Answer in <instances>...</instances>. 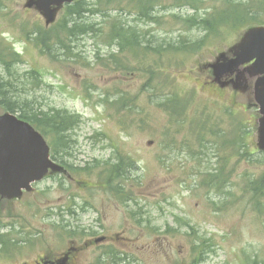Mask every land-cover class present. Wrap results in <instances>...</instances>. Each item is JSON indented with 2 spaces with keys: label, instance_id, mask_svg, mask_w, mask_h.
<instances>
[{
  "label": "rangeland",
  "instance_id": "374dc122",
  "mask_svg": "<svg viewBox=\"0 0 264 264\" xmlns=\"http://www.w3.org/2000/svg\"><path fill=\"white\" fill-rule=\"evenodd\" d=\"M104 1L87 0L91 5H84L82 14L89 23L93 22L96 32L78 36L72 53L52 59L34 41L35 28L48 27L44 13L32 0H0V62H10L6 55L11 50L17 52L22 61L12 65L14 75L5 80L8 99L34 108L67 109L81 116V124L71 132L73 145L69 144L68 149L64 145L60 147L68 150L70 156L80 151L81 181L89 182L95 177L102 180L113 175L114 182L110 185L114 194L138 198L135 212L146 220L143 242H153L156 237L161 241L159 249L147 250L141 264H167L170 259L181 262L187 258L196 259L198 264H252L253 260L264 263V182L254 185L258 187L255 199L252 193H246V181L239 182L240 174L247 177L264 171V153L256 158V164L252 162L254 158L247 157L232 164L235 169L232 172L238 176L225 188L226 193L203 188L198 182L202 171L205 173L207 166H218V160L224 165L225 149L207 148L196 154L195 134L185 129L177 131L173 140L167 138V126H180L172 123L168 109L158 107L161 99L157 94L147 96L151 90L165 92L169 78L175 75L178 84L175 89L181 90L182 96L176 92V104L170 108L179 123L188 122L192 115L194 120L222 117L218 110L225 101L231 105L230 96L223 98L214 87L203 84L206 79L203 66L217 61L221 52L228 54L254 24L234 30L235 21L244 20L243 24L254 16L264 20V0H119L115 5L125 3L123 11L117 9L120 4L115 8ZM64 7L57 8L54 20H59ZM194 17L196 23L189 25L188 20ZM118 20L137 28L140 34L150 29L145 37L148 45L160 43L162 39L178 42L183 34L193 42L200 41L191 46H200L189 53L187 63H172V59L165 57L159 68L158 61L146 53L127 51L115 55L122 59L118 64H112L110 58L105 65V55L111 48L108 34ZM175 64L180 66L176 68ZM145 66H154L155 74L146 76ZM163 66L167 68L165 71H161ZM2 69L0 78H3ZM30 69L39 73L38 81L27 73ZM193 90V98H187L192 96L190 91ZM115 91L112 96L111 92ZM108 100L118 103L111 104ZM184 102H188L186 109ZM236 103L245 120L257 121L256 132L250 140L255 145L259 114L253 81L247 75L238 81ZM6 104H0V114L7 112ZM204 105L213 109L207 117L202 116V112H194L197 108L206 109ZM234 119L241 121L239 115ZM221 125H224L223 120ZM186 139L191 149H179ZM174 141L175 149L165 150V146L169 147ZM113 153L122 168L121 176L115 177L120 172L114 171V163H110L113 172L107 171L106 159L113 157ZM186 166H189L188 171ZM181 179L187 180V185L182 186ZM44 182L39 183L40 188L44 187ZM84 185L69 180L64 194L84 193L80 191V186ZM61 188L49 183L39 195L32 191L27 195L24 192L19 200L0 198V236L7 240V247H17L13 248L17 251L11 257L9 253L0 258V264H16L17 260L33 262L48 250L53 233L58 239L59 220L57 227H50L45 211L48 200H56L54 197L62 193ZM122 211L116 210L115 217H120ZM176 216L183 219L177 220ZM135 234L129 236L134 238ZM3 247L0 243V248ZM51 249L59 251L58 242Z\"/></svg>",
  "mask_w": 264,
  "mask_h": 264
},
{
  "label": "flooded vegetation",
  "instance_id": "af4514ba",
  "mask_svg": "<svg viewBox=\"0 0 264 264\" xmlns=\"http://www.w3.org/2000/svg\"><path fill=\"white\" fill-rule=\"evenodd\" d=\"M172 47L173 45L169 47L168 58L172 53ZM203 67L211 71L209 64ZM231 78L233 76L228 79ZM79 154L80 151L70 157L64 155L53 158L54 161L62 165V168L50 169L44 180V187L49 183L62 187V193L54 197L56 200H48L45 211L50 227H57L59 220L58 239L53 233L51 242L48 243V250L44 251L38 259L33 262L17 260L16 264H141L145 260L147 250H156L161 245V241L157 237L153 242H143L146 233V220L138 212H135L139 200L134 196L114 194V188L110 185L114 182L113 175L102 180L95 177L89 182L80 180L82 159L78 157ZM112 155L113 157L110 156L109 159H106L109 167L107 171L111 172L113 170L110 163H114L113 166L119 164L115 154ZM74 175H78V177L74 178ZM121 175L122 173L118 176ZM69 180L84 183V186H80V191L84 193L64 194L68 190L66 186H68ZM44 187L40 188L39 184H36L32 191L39 195ZM32 191H26L25 195ZM116 210H123L120 217H115ZM6 226L13 229L11 225ZM132 233H136L134 238L129 236ZM56 242L60 246L59 251L51 249V246ZM0 243L4 244V247L0 248V253L5 252L0 258L9 253H11L9 254L11 257L12 253L17 251V249H13L17 248L16 246L9 248L5 243ZM7 262H10L9 259ZM174 264H178V262ZM181 264L191 263L182 262Z\"/></svg>",
  "mask_w": 264,
  "mask_h": 264
},
{
  "label": "trees",
  "instance_id": "16d2710c",
  "mask_svg": "<svg viewBox=\"0 0 264 264\" xmlns=\"http://www.w3.org/2000/svg\"><path fill=\"white\" fill-rule=\"evenodd\" d=\"M119 0H105L104 2L108 3L109 6H114L116 2ZM190 1V0H185ZM120 4V3H117ZM116 4V5H117ZM84 5L90 6L91 3H88L87 0H76L73 3L66 4L65 8L63 9V14L56 21L49 27H45L40 25L39 27L35 28V36L34 41L36 44L41 48L42 52L47 54L48 56L52 57V59H57L64 53H72L76 47L74 45V41L78 36L85 35L91 31L96 32L95 26L92 23H89L90 20L85 17L82 13L84 10ZM116 5L114 6L116 8ZM124 5L120 4L117 9L123 11ZM139 20V19H138ZM252 21L255 22H264V20H259L256 16L252 17ZM247 20V21H249ZM134 21H137L135 19ZM246 22V21H245ZM113 30L108 34L110 39L108 46H111V42L117 43L120 47V51H132L135 53H144L142 50V46H145L148 51L150 50H157V48L151 47L152 45H148V40L145 39L147 35V31L141 32V34L137 31L138 29L123 23L121 20L114 22ZM28 35V31L26 32ZM33 38H30L32 40ZM163 45V58L165 57V42L162 43ZM175 49L178 50L179 46H175ZM118 54L117 52L107 53L105 55V65L107 64L108 60L111 58V63L118 64L122 61L121 58H117L115 55ZM7 58H10V62L1 63L0 68L2 69L3 78H0V104L3 105L5 102L6 108L10 112L19 113V117L25 120L30 121L37 129H39L49 140L51 146L55 149V154L60 155L62 154L59 151L60 146L64 145V147H69L73 145L71 141L73 140L72 136L69 134L76 126L80 125L82 118L79 114L72 113L67 109H57V108H50L44 109L43 106H37L41 108H34L29 104H20L17 101H12L8 99V90L6 89V79H11L14 75V71L12 70V65L21 63L20 55L15 51H9L6 55ZM99 57V54H97ZM135 69H140L139 67H134ZM134 69V70H135ZM146 69V68H145ZM132 71V70H129ZM148 75L155 74L152 71L151 67L146 69ZM28 74L31 75L34 81L39 80V73L35 69H30ZM147 85V82H145ZM155 91H158L156 89ZM155 91L151 90L150 92L154 93ZM120 93V91H119ZM111 104L118 103V101H109ZM220 126V124H219ZM218 127L211 128L209 131L212 132L213 138L219 140L218 133L224 132L221 131ZM56 134V136H51L50 134ZM246 131L239 126L232 128V132L229 135L226 134V142L221 143V147H224L226 152L224 155L226 156V164L227 167L229 162L234 157H240L242 155L253 158L255 154L248 152L249 148L245 139ZM234 134V135H232ZM199 138L201 141L204 142V136L206 135L205 130L202 128L199 133ZM225 132L223 133V138ZM230 150H234V155L232 158V153L229 154ZM258 160V159H257ZM120 167L114 166V171L120 172ZM118 175H115V177ZM230 175L228 174V170L225 168H217L211 169L202 177L201 186H205L210 188L211 190H215L216 193L222 194L226 193L223 190L226 182L228 181ZM246 178V177H244ZM248 185L246 188V193H252V197L256 198V193L258 192V187H255V184L261 185L264 182V176L261 174L257 176L250 177L248 180ZM3 241H7L3 238ZM252 264H264L262 262H258L257 260H253Z\"/></svg>",
  "mask_w": 264,
  "mask_h": 264
},
{
  "label": "water",
  "instance_id": "95a60500",
  "mask_svg": "<svg viewBox=\"0 0 264 264\" xmlns=\"http://www.w3.org/2000/svg\"><path fill=\"white\" fill-rule=\"evenodd\" d=\"M71 1L33 0L46 16L47 25L54 21L57 8ZM239 51L230 67L256 58L251 74H263L257 80L256 99L264 114V27L251 29ZM260 137L264 147V117ZM49 157L46 139L29 121L12 112L0 114V195L15 198L22 195L23 189H32V182L42 179L53 166Z\"/></svg>",
  "mask_w": 264,
  "mask_h": 264
},
{
  "label": "bare ground",
  "instance_id": "6f19581e",
  "mask_svg": "<svg viewBox=\"0 0 264 264\" xmlns=\"http://www.w3.org/2000/svg\"><path fill=\"white\" fill-rule=\"evenodd\" d=\"M1 83V82H0ZM26 95V94H25Z\"/></svg>",
  "mask_w": 264,
  "mask_h": 264
}]
</instances>
